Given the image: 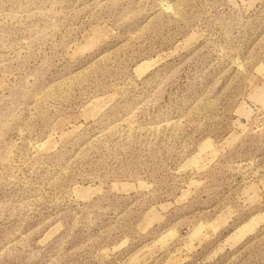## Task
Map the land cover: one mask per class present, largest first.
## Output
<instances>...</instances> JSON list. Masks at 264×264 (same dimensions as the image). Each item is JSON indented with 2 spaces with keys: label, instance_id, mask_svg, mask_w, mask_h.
Instances as JSON below:
<instances>
[{
  "label": "rangeland",
  "instance_id": "rangeland-1",
  "mask_svg": "<svg viewBox=\"0 0 264 264\" xmlns=\"http://www.w3.org/2000/svg\"><path fill=\"white\" fill-rule=\"evenodd\" d=\"M0 264H264V0H0Z\"/></svg>",
  "mask_w": 264,
  "mask_h": 264
}]
</instances>
